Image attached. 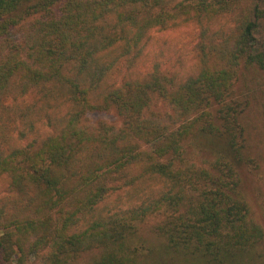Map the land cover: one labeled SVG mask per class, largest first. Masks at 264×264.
Listing matches in <instances>:
<instances>
[{
  "label": "trees",
  "instance_id": "1",
  "mask_svg": "<svg viewBox=\"0 0 264 264\" xmlns=\"http://www.w3.org/2000/svg\"><path fill=\"white\" fill-rule=\"evenodd\" d=\"M183 28L178 69L155 46ZM252 69L264 0H0V264H150L152 219L157 258L259 264Z\"/></svg>",
  "mask_w": 264,
  "mask_h": 264
},
{
  "label": "rangeland",
  "instance_id": "2",
  "mask_svg": "<svg viewBox=\"0 0 264 264\" xmlns=\"http://www.w3.org/2000/svg\"><path fill=\"white\" fill-rule=\"evenodd\" d=\"M174 36H178L179 39L165 42L161 38L155 46V51L159 59L166 62L169 61V64H174L176 68L180 69L184 68L186 63L191 60V49L186 44L191 40L193 43L194 34L191 28H183L177 31ZM155 37L159 36L155 34ZM150 66L149 62L142 68L148 70ZM236 95L240 99L249 101V106L242 116V125L246 134V156L254 159L257 164V169L249 163L242 166V189L250 205L253 217L264 227V71L257 69L245 71L236 86ZM101 119L120 124L119 118L114 115H98L97 120ZM202 158L208 160V158L200 157L199 161ZM155 221L153 219L149 221L144 232V235H148L149 242L146 244L147 247L154 250L152 254L147 251L146 259H148L150 264H172L170 259L165 261L163 258H157L155 253L159 240L149 231ZM88 263L89 257H83L80 261V264ZM8 264H16V262ZM259 264H264V243L260 248Z\"/></svg>",
  "mask_w": 264,
  "mask_h": 264
}]
</instances>
